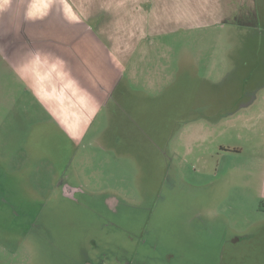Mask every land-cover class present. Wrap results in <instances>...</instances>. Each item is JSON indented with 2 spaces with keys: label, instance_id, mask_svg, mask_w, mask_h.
<instances>
[{
  "label": "rangeland",
  "instance_id": "374dc122",
  "mask_svg": "<svg viewBox=\"0 0 264 264\" xmlns=\"http://www.w3.org/2000/svg\"><path fill=\"white\" fill-rule=\"evenodd\" d=\"M148 5L149 52L85 117L59 70L30 82L0 49V264H264V32L227 51L219 28ZM164 28L176 52L158 77Z\"/></svg>",
  "mask_w": 264,
  "mask_h": 264
},
{
  "label": "crops",
  "instance_id": "0c3cea01",
  "mask_svg": "<svg viewBox=\"0 0 264 264\" xmlns=\"http://www.w3.org/2000/svg\"><path fill=\"white\" fill-rule=\"evenodd\" d=\"M152 1L159 6L160 22L219 28L228 40L227 51H232V47L245 48L248 32H264V0H0L2 62L6 67L20 69L22 74L23 70H30L24 76L34 83L40 81L32 71L36 66L53 70L52 77L54 70H59L58 85L68 93L64 95L80 104L78 110L85 117L90 106L100 109L123 83L130 84L121 76V70H136L129 60L135 54L149 52L145 50V22L149 20L146 6ZM172 33L164 28L163 40L160 36L157 52L162 60L158 77L167 75V63L172 62L169 54L176 52L164 41ZM104 54L109 58H104ZM70 85H76V90L72 91ZM120 91L119 97H126L130 90ZM53 92L54 87H49L46 93L52 103ZM51 111L60 117L56 109ZM60 123L77 137L80 122L75 129ZM76 176L68 178L77 181ZM259 197L264 209V171Z\"/></svg>",
  "mask_w": 264,
  "mask_h": 264
},
{
  "label": "flooded vegetation",
  "instance_id": "af4514ba",
  "mask_svg": "<svg viewBox=\"0 0 264 264\" xmlns=\"http://www.w3.org/2000/svg\"><path fill=\"white\" fill-rule=\"evenodd\" d=\"M67 179L65 178L66 181H67ZM69 181H72V179L69 178ZM61 188H62V193L64 194V196L68 197L69 199L72 198V197L75 198L76 195L80 192V186H79V184L78 185H74V184H71L70 182L63 183L61 185ZM74 194H76V195H74ZM106 260L108 261L107 258H106ZM96 261L97 262H99V261L103 262L104 259H101V260L100 259L99 260L97 259ZM88 263L89 264L92 263V260L90 258L88 259Z\"/></svg>",
  "mask_w": 264,
  "mask_h": 264
},
{
  "label": "trees",
  "instance_id": "16d2710c",
  "mask_svg": "<svg viewBox=\"0 0 264 264\" xmlns=\"http://www.w3.org/2000/svg\"><path fill=\"white\" fill-rule=\"evenodd\" d=\"M234 151H237V150H234Z\"/></svg>",
  "mask_w": 264,
  "mask_h": 264
}]
</instances>
